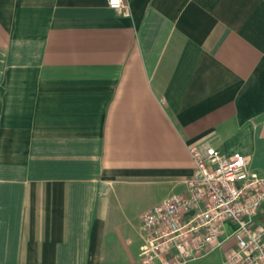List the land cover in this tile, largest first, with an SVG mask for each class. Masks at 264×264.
<instances>
[{
    "label": "crops",
    "instance_id": "crops-1",
    "mask_svg": "<svg viewBox=\"0 0 264 264\" xmlns=\"http://www.w3.org/2000/svg\"><path fill=\"white\" fill-rule=\"evenodd\" d=\"M125 1L0 0V264H141L194 144L264 177V0Z\"/></svg>",
    "mask_w": 264,
    "mask_h": 264
},
{
    "label": "built area",
    "instance_id": "built-area-1",
    "mask_svg": "<svg viewBox=\"0 0 264 264\" xmlns=\"http://www.w3.org/2000/svg\"><path fill=\"white\" fill-rule=\"evenodd\" d=\"M107 5L131 14L125 0ZM188 151L193 171L183 179L185 192L141 216L140 263L188 264L230 244L222 264H264V177L249 172L241 153L226 156L207 142Z\"/></svg>",
    "mask_w": 264,
    "mask_h": 264
},
{
    "label": "rangeland",
    "instance_id": "rangeland-1",
    "mask_svg": "<svg viewBox=\"0 0 264 264\" xmlns=\"http://www.w3.org/2000/svg\"><path fill=\"white\" fill-rule=\"evenodd\" d=\"M136 192V191H134ZM143 194H136L135 199L130 202L131 206H125L124 210L120 211V214L116 219L115 224L122 231H126L127 234L120 233V238L123 240V243L126 241V236L133 239V241L139 244V221L141 215L149 208L148 205L152 201L151 195L148 196L147 191H141ZM125 204H127L125 202ZM227 253L226 249L223 247H218L204 258L196 260V263L199 264H222L226 258Z\"/></svg>",
    "mask_w": 264,
    "mask_h": 264
}]
</instances>
